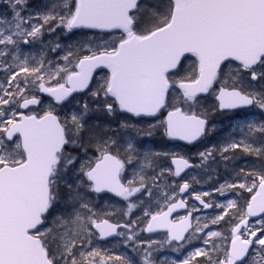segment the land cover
Wrapping results in <instances>:
<instances>
[{"label": "snow or ice", "instance_id": "obj_1", "mask_svg": "<svg viewBox=\"0 0 264 264\" xmlns=\"http://www.w3.org/2000/svg\"><path fill=\"white\" fill-rule=\"evenodd\" d=\"M0 2L8 6V13H0V71L7 73L0 81V264H194L198 257L206 264H264V167L241 168L237 182L212 190L221 196L227 190L246 192L243 207L229 199L217 203L219 213L204 217V223L193 217L195 207L173 220V212L188 208L182 197L191 184L173 182L164 191L161 181L169 175L181 178L195 165L183 155L143 151L140 138L152 132L128 120L116 128L88 123L91 113L115 119L121 113L156 117L163 110L166 117L149 128L191 144L215 131L207 113L194 110L201 93L213 92L216 111L264 110V0H50L35 13L29 0ZM57 27L68 33L87 28L120 34L95 46L90 41L51 44V52L66 49L62 64L47 59L43 50L38 56L25 50ZM186 54L196 58V66L181 77ZM102 68L108 74L89 93L94 107L85 101L64 116L51 104L42 114L20 111L42 104L41 94L55 104L67 101L87 89ZM253 82L260 83L259 90ZM235 126L244 139L229 135L223 145L199 152L202 165L215 162L217 154L228 161L227 154L237 149L264 156V120L237 117ZM161 157L170 159L174 171H156ZM136 164L133 179L123 183L126 165L135 169ZM146 170L156 175L148 177ZM104 192L127 202L124 215L139 208L141 216L124 224L104 218L93 204V197ZM193 195L204 209L213 208L204 199L211 192ZM231 221L227 236L214 230ZM159 229L167 230L163 241L142 238ZM114 236L140 261L105 258L95 243ZM196 239L203 246L182 257L154 256L167 248L183 253Z\"/></svg>", "mask_w": 264, "mask_h": 264}, {"label": "rangeland", "instance_id": "obj_2", "mask_svg": "<svg viewBox=\"0 0 264 264\" xmlns=\"http://www.w3.org/2000/svg\"><path fill=\"white\" fill-rule=\"evenodd\" d=\"M0 13H6L5 11ZM76 32V38L78 41H83V43L91 42L93 46L97 44H101L104 41L109 40L110 35L118 36L119 31H115L113 33L108 32H99L95 30H87L84 31L82 29L73 31ZM84 54H88L85 52ZM62 55V52L59 53ZM56 58L54 62L59 61L61 64L63 63L60 56ZM63 57V56H62ZM237 62H232L231 66H237ZM196 66V58L193 55H190L188 59L185 61L183 66L181 67L180 76H184L190 74L192 69ZM109 70H104L99 73L91 88L83 93L76 95L74 98L66 101L62 105H56L53 100L43 101L41 106L37 109H32L31 111L42 114L44 110H46V106L51 104L53 110L57 115L64 116L71 111L79 110L80 106L88 101L90 107H94L92 98L90 96V91L94 90L97 87V82L101 77L106 76ZM0 81L4 80L7 73L0 71ZM264 83V82H261ZM253 87L256 90L260 89V83L253 82ZM217 101L213 92L210 90L208 96L206 97H198V103L195 107V111L199 114L201 112L207 113V118L209 120V127L215 125V131H211L201 142L195 145L193 148L183 147L181 145L173 143L169 138L163 135L162 128H149V125L157 124V121L163 120V115H159L155 119H137L135 117L129 116L125 113H121L117 118L113 119L112 117H107L99 113H91L88 123L92 124L94 122L99 121L101 125H111V127L116 128L118 126V122L121 120H128L130 123L136 125L138 128L144 131H151L152 135L150 137H142L140 138L139 147L142 148L143 151H159L165 153H175L177 155H183L184 157L195 160L196 168L184 175L181 178H173L170 175L166 176L161 181V187L164 191H167V188H164V185H171L174 183L182 184L185 180H187L191 187L184 194L182 198H185L189 203V209L192 210L193 207L198 209V211H193L194 217L200 216L201 223L206 222L204 217H213L217 215L220 209L216 208L215 205L217 203H225L229 199L237 200L238 204L243 207V200L248 199L242 193L238 195L239 189L236 190H227L225 195L221 196L218 193L213 192L212 190L219 187L220 184H223L225 181L228 183H235L236 181V173L239 169L244 168L245 171H259L262 167H264V156H257L255 154H249L242 151V149H237L233 153H228L230 156V160L225 161L219 154L215 156V162H205V165L201 164L198 153L204 151L205 149L211 148L213 145L217 147L223 145L227 142V138L229 135L232 136L233 140H242L244 136L241 130L236 127L237 117L247 116L249 120H255L257 123L264 120V110H260L258 107H253L251 110H247L241 114L236 113H224L215 110V106ZM187 110V109H186ZM109 135H113L114 133H108ZM259 146V145H254ZM73 155H81L79 150L68 149ZM89 155H95V152L90 151ZM142 160V157L140 158ZM135 163V162H134ZM158 165L156 171H160L161 169H172L170 164V159L167 158H159L155 161L154 167ZM139 169V164H136L135 169L133 167H129L126 165L125 171L122 173V181L127 184L128 180L133 179L134 171ZM147 171V170H146ZM174 171V170H173ZM156 175V172L147 171L148 177H153ZM203 192H211L212 195L210 197H204L205 202L213 203V208L204 209L198 201L194 198V193H203ZM242 196V199H241ZM132 202H136V198H132ZM126 203L122 198L115 199L109 198L108 196H94L93 204L96 211L100 212L104 218H109L114 222L119 223H127L130 219L136 220L141 216V210L139 208L134 209L130 215H124L123 213L126 211ZM162 206V205H161ZM186 214V213H185ZM183 214V215H185ZM183 215H180L183 216ZM226 220L228 217L225 218ZM235 221H231L229 224H225L221 222L220 225L216 226L214 230H219L223 232L225 236L228 235L227 229L234 224ZM142 238L163 241L166 238L165 233L155 234V235H146L142 233ZM219 243V241H217ZM95 246L98 247L102 253L105 255V258L108 255L113 257L116 256H131L137 262L140 261V255L138 253H133L131 250L123 246L122 238L112 240L108 243L98 242L95 243ZM202 242L199 239L193 240L192 244L188 246L187 250L183 253H175L172 252L170 248L164 250V252L156 254L154 256L159 258L160 256L167 255L169 260L176 259L178 257H182L187 254V251H192L194 248L202 247ZM112 264H122L121 261L113 260ZM194 264H206L205 258L198 257Z\"/></svg>", "mask_w": 264, "mask_h": 264}, {"label": "trees", "instance_id": "obj_3", "mask_svg": "<svg viewBox=\"0 0 264 264\" xmlns=\"http://www.w3.org/2000/svg\"><path fill=\"white\" fill-rule=\"evenodd\" d=\"M49 3H50V0H29L28 8L30 11L35 13V12H39V11L45 9V7ZM0 11L1 12L5 11L6 13H8V6L6 3L0 2ZM9 15H10V13H9ZM37 22H39V21H37ZM54 26L55 25L53 24V25H49L47 27H54ZM84 31H86V30H84ZM76 37H77L76 32L68 33L65 30L57 27L54 32L49 33L47 31H45L41 42H38L34 45H27L24 47H25L26 51L30 50L33 53H35L37 56L39 55L40 51L43 50L47 53V59H50L54 62L56 60V58L58 57L59 53L62 52V55L61 56L59 55L60 58L65 54L66 49H58L55 52H51V51H49V46L51 44H55L57 42L59 44H61L62 46L63 45H70V44H74V45L78 46L80 44H83V41H78Z\"/></svg>", "mask_w": 264, "mask_h": 264}, {"label": "water", "instance_id": "obj_4", "mask_svg": "<svg viewBox=\"0 0 264 264\" xmlns=\"http://www.w3.org/2000/svg\"><path fill=\"white\" fill-rule=\"evenodd\" d=\"M97 30H99V29H97ZM101 31H104V30H101ZM188 54H186V56H187ZM102 69H107V68H102ZM101 69H97L94 73H93V77H94V75L98 72V71H100ZM93 79V78H92ZM92 82V81H91ZM91 82H90V84H91ZM90 84H89V86H90ZM89 88V87H88ZM87 88V89H88ZM87 89H85V90H83L82 92H85ZM76 93H81V92H75V93H73L72 94V96L73 95H75ZM207 93H201V94H199V95H206ZM43 95H45V96H49L48 94H43ZM71 96V97H72ZM50 97V96H49ZM70 98V97H69ZM30 107H36V106H30ZM251 107V106H250ZM248 108V107H247ZM24 111H26L27 109H23ZM222 111H224V110H222ZM25 114V113H24ZM130 114V113H129ZM131 115H133V114H131ZM158 115V114H157ZM167 115V114H166ZM175 141H178V142H181V143H183V144H185V145H193V144H195V143H197L198 141H196V142H193V143H191V144H189L188 142H186V141H181V140H179V139H174ZM190 162V161H189ZM190 164H192V165H195L194 163H191L190 162ZM173 166V168H174V165H172ZM194 167H192V168H189V169H186L181 175H183V174H185L186 172H188V171H190L191 169H193ZM104 193H109V194H111V195H113V196H115V194L114 193H110V192H104ZM104 193H100V194H104ZM115 197H117V196H115ZM117 198H120V197H117ZM187 210V208L186 209H177L175 212H173V214H172V216H171V219H172V217L175 215V214H177V213H180V212H183V211H186ZM166 211V210H165ZM113 223V222H112ZM158 231H162V232H167V230L166 229H159V230H157L156 232H158ZM116 237H118V236H114V237H112V238H108V239H113V238H116ZM108 239H106V240H108ZM106 240H103V241H106Z\"/></svg>", "mask_w": 264, "mask_h": 264}, {"label": "flooded vegetation", "instance_id": "obj_5", "mask_svg": "<svg viewBox=\"0 0 264 264\" xmlns=\"http://www.w3.org/2000/svg\"><path fill=\"white\" fill-rule=\"evenodd\" d=\"M246 197H248V194H244ZM241 199H242V196H241ZM252 220H254V219H252Z\"/></svg>", "mask_w": 264, "mask_h": 264}]
</instances>
